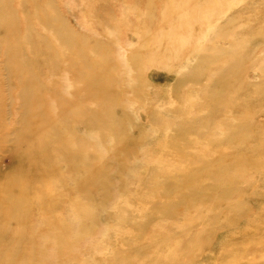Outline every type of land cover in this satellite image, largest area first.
Returning a JSON list of instances; mask_svg holds the SVG:
<instances>
[{
	"label": "rangeland",
	"instance_id": "374dc122",
	"mask_svg": "<svg viewBox=\"0 0 264 264\" xmlns=\"http://www.w3.org/2000/svg\"><path fill=\"white\" fill-rule=\"evenodd\" d=\"M52 8L48 15L91 46L74 41L60 53H83L113 96L102 126L70 125L99 177L89 198L72 194L70 176L34 181L38 165H29L41 155H26L30 146L16 139L22 110L0 50V218L14 204L9 192L47 193L42 208L32 196L21 203V225L2 228L0 248L16 257L0 262L264 264V0H57ZM33 21L57 45L52 28ZM72 79L60 70L43 81L71 99ZM54 187L63 201L49 199ZM74 208L91 210L94 226L85 217L78 231Z\"/></svg>",
	"mask_w": 264,
	"mask_h": 264
},
{
	"label": "bare ground",
	"instance_id": "6f19581e",
	"mask_svg": "<svg viewBox=\"0 0 264 264\" xmlns=\"http://www.w3.org/2000/svg\"><path fill=\"white\" fill-rule=\"evenodd\" d=\"M56 1L0 0V33L3 28L7 29L6 35H2L0 38V50L6 54L7 58L9 57V66L5 69L8 76L7 85L10 93H15L12 98L22 110V121L20 122L22 129L16 139L19 143L30 146V149L25 152L26 155H41L40 162H33L29 165L31 170L38 165V170L35 171L37 176H33L34 181L38 180L46 184L48 175L55 174L60 180L70 176L73 181L71 182L72 194L76 197L89 198L91 185L99 175L94 173L91 166L92 152L88 148V143L84 138H76L70 125L81 122L86 125L91 123L102 126V119L108 115L110 106L114 101L109 90L99 86L102 84L101 79L96 77V74L99 73L96 72L95 67L88 66V58L83 53L76 52L75 55H73L74 53H69V55L60 53V50L67 49L70 46L69 43L74 41L75 46L78 47L85 46L89 49L91 46L77 38L73 30L57 15L55 17L48 15L51 12L54 13L52 7ZM34 2L41 6L36 7L32 4ZM36 10L39 11V15L36 14ZM83 10L85 11V5H83ZM95 17L101 21L103 18L105 19L104 16ZM106 17L112 18L111 14ZM33 19L38 20L39 22L35 23L42 25L45 30L52 28L48 32L54 37L58 36L56 38L57 45L55 44L56 41L50 40L48 35L39 34L35 30ZM24 23L28 26L29 34H26L27 30L24 28ZM62 34L63 38H61ZM64 35L67 36L64 37ZM11 48L16 53H11ZM33 49L38 52L35 54L36 57H34L33 52L35 51ZM14 55L17 57L13 59ZM106 61L108 62L107 59ZM65 62L67 66L62 68L60 64ZM112 67L115 69V66L112 65ZM60 70L71 73L74 78L71 81L72 85L69 86V88L76 87L71 93V99H65L60 94V89L55 82L49 84L43 81L47 76L55 75ZM42 75L45 76L42 78ZM107 81L110 82V80ZM91 102H95L98 107L95 112L89 109ZM119 131L120 129L113 130L114 133ZM68 138H71L72 141H69ZM30 160L35 161V159ZM62 166H66L68 171L61 172ZM21 179L25 180L26 186L29 180L31 181L26 176H22ZM52 189L55 190V194H49L51 195L49 199L56 200L57 195L60 201H63L66 195L57 192L56 187ZM46 195L47 193H38L37 191L29 194L26 190H22L18 194L9 192L6 201L14 204L8 208L9 211H3L0 218V234L3 233L2 228L5 227L6 230L4 231H8L9 225L13 222H19L21 225L27 219L26 211L22 208L21 203L27 201L29 196L34 197L42 208ZM75 206L78 207V202L76 203L74 199L71 202V208ZM50 207L51 204L49 209ZM72 210L76 212L78 218L73 223L77 226L78 231H85L82 224V219L85 217H89L94 226L91 210L75 208ZM91 249L95 253V248L92 247ZM7 250L6 247L0 248V261L4 253L8 259L16 257L14 254H7ZM76 259H82L80 253L76 254ZM0 264H12V262L3 261Z\"/></svg>",
	"mask_w": 264,
	"mask_h": 264
}]
</instances>
